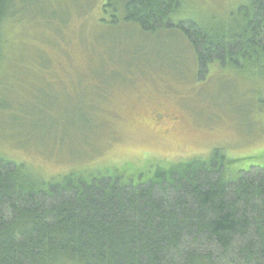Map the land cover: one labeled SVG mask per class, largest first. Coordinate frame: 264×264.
I'll return each mask as SVG.
<instances>
[{"label": "rangeland", "instance_id": "obj_1", "mask_svg": "<svg viewBox=\"0 0 264 264\" xmlns=\"http://www.w3.org/2000/svg\"><path fill=\"white\" fill-rule=\"evenodd\" d=\"M24 1L29 8L16 2L21 14L2 29L0 157L47 182L71 172L137 175L216 150L233 177L264 169V65L226 59L202 75L181 33L114 23L107 0ZM250 4L183 0L172 19L237 29ZM128 61L150 66L129 71ZM103 64L118 74L106 83L94 74ZM155 113L179 121L157 125Z\"/></svg>", "mask_w": 264, "mask_h": 264}, {"label": "trees", "instance_id": "obj_2", "mask_svg": "<svg viewBox=\"0 0 264 264\" xmlns=\"http://www.w3.org/2000/svg\"><path fill=\"white\" fill-rule=\"evenodd\" d=\"M18 1L29 8L24 0H0V64L3 25L21 14ZM182 4L107 0L103 8L114 23L181 33L202 75L215 61L234 58L263 68L264 0L241 9L237 29L215 32L174 22ZM123 63L129 71L150 66ZM110 73L105 64L94 72L105 83L118 75ZM230 164L216 150L208 160L137 175L71 172L47 182L0 157V264H264V169L233 177Z\"/></svg>", "mask_w": 264, "mask_h": 264}, {"label": "flooded vegetation", "instance_id": "obj_3", "mask_svg": "<svg viewBox=\"0 0 264 264\" xmlns=\"http://www.w3.org/2000/svg\"><path fill=\"white\" fill-rule=\"evenodd\" d=\"M166 118L171 120L173 124H176L179 121L178 117L165 116V115L159 114V113L154 114V121H155V124H157V125L161 124V122H163V120H165Z\"/></svg>", "mask_w": 264, "mask_h": 264}]
</instances>
